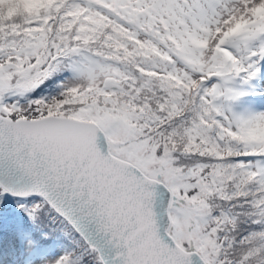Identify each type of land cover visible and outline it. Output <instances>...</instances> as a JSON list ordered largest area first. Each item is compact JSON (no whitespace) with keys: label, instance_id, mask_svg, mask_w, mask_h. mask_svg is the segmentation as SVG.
<instances>
[{"label":"snow or ice","instance_id":"1","mask_svg":"<svg viewBox=\"0 0 264 264\" xmlns=\"http://www.w3.org/2000/svg\"><path fill=\"white\" fill-rule=\"evenodd\" d=\"M0 264H264V0H0Z\"/></svg>","mask_w":264,"mask_h":264}]
</instances>
